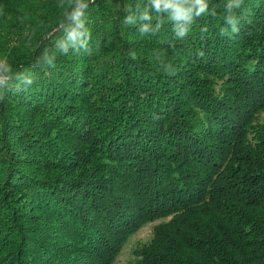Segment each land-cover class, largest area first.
<instances>
[{
	"label": "trees",
	"instance_id": "obj_1",
	"mask_svg": "<svg viewBox=\"0 0 264 264\" xmlns=\"http://www.w3.org/2000/svg\"><path fill=\"white\" fill-rule=\"evenodd\" d=\"M176 2L0 0V264H264V0Z\"/></svg>",
	"mask_w": 264,
	"mask_h": 264
},
{
	"label": "rangeland",
	"instance_id": "obj_2",
	"mask_svg": "<svg viewBox=\"0 0 264 264\" xmlns=\"http://www.w3.org/2000/svg\"><path fill=\"white\" fill-rule=\"evenodd\" d=\"M16 36H10L7 43H5V54L0 57V74L7 72L8 70V57L10 53H12L15 45H16ZM7 78L0 79L2 83L7 82ZM260 121L264 123V110L260 112ZM160 220H156L155 222H147L145 223L137 232L131 235L128 242L124 245L123 249L119 253L114 264H128L131 258L133 257L134 248L145 242H149L153 237V225Z\"/></svg>",
	"mask_w": 264,
	"mask_h": 264
},
{
	"label": "clouds",
	"instance_id": "obj_3",
	"mask_svg": "<svg viewBox=\"0 0 264 264\" xmlns=\"http://www.w3.org/2000/svg\"><path fill=\"white\" fill-rule=\"evenodd\" d=\"M77 3V9L72 14V19L76 21V27L73 28L69 34H68V40L72 43H75L77 41H80L81 43H84L83 40H81V37L86 36L87 30L84 29L83 22L80 20V17L82 15L81 9L86 7L85 4L82 3V0H76ZM153 3L157 10L163 9H172V15L177 20H184L189 17V13L192 11L190 7L185 8L181 4L177 3L176 0H153ZM193 3L195 5H199L197 9V15L202 13L205 9V5L203 3V0H193ZM84 29V30H81ZM183 29L180 30V35H184ZM65 47V51H66Z\"/></svg>",
	"mask_w": 264,
	"mask_h": 264
},
{
	"label": "built area",
	"instance_id": "obj_4",
	"mask_svg": "<svg viewBox=\"0 0 264 264\" xmlns=\"http://www.w3.org/2000/svg\"><path fill=\"white\" fill-rule=\"evenodd\" d=\"M5 78H7V75L5 73L0 74V79H5Z\"/></svg>",
	"mask_w": 264,
	"mask_h": 264
}]
</instances>
